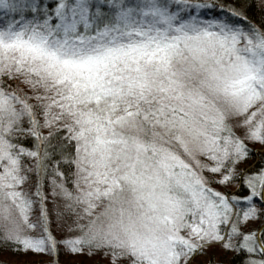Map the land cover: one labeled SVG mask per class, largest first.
Segmentation results:
<instances>
[{"label": "snow or ice", "instance_id": "6c2138e0", "mask_svg": "<svg viewBox=\"0 0 264 264\" xmlns=\"http://www.w3.org/2000/svg\"><path fill=\"white\" fill-rule=\"evenodd\" d=\"M5 249L264 264V0H0Z\"/></svg>", "mask_w": 264, "mask_h": 264}, {"label": "trees", "instance_id": "16d2710c", "mask_svg": "<svg viewBox=\"0 0 264 264\" xmlns=\"http://www.w3.org/2000/svg\"><path fill=\"white\" fill-rule=\"evenodd\" d=\"M252 159H254V156L252 157ZM251 162V161H250ZM53 230V229H52ZM54 234V231H53ZM29 255V254H28ZM61 255H64L65 257H67V253H61ZM60 255V256H61ZM0 258L3 261H10V260H15V259H26L29 258V256H24V255H20V254H16V253H12L11 251H8L7 249L4 250V252L2 254H0ZM76 258H78V260H82L85 262V264H89L90 261H101L102 264H106V261H104V258L101 256H93V257H81V256H76ZM0 260V261H1Z\"/></svg>", "mask_w": 264, "mask_h": 264}, {"label": "rangeland", "instance_id": "374dc122", "mask_svg": "<svg viewBox=\"0 0 264 264\" xmlns=\"http://www.w3.org/2000/svg\"><path fill=\"white\" fill-rule=\"evenodd\" d=\"M250 147L253 148V151L254 152L257 151L258 148H259L258 145H250ZM254 159H256L255 156H254ZM52 229L54 231V235H57L59 237L60 233L57 230L55 223L52 224ZM28 254H27V256H29V258H26V259H42V260H45V261L49 260V257L48 256H33L31 253H28ZM0 260H1V258H0ZM65 260H78V258H76V256H69V255H67V257H65L64 255H61L60 256V262H61V264H63V262ZM1 261H3V260H1Z\"/></svg>", "mask_w": 264, "mask_h": 264}]
</instances>
